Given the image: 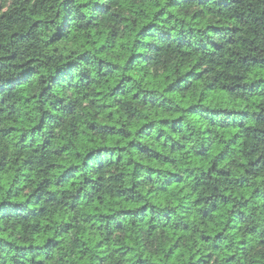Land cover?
<instances>
[{
  "label": "trees",
  "instance_id": "1",
  "mask_svg": "<svg viewBox=\"0 0 264 264\" xmlns=\"http://www.w3.org/2000/svg\"><path fill=\"white\" fill-rule=\"evenodd\" d=\"M46 2L40 0L42 5ZM120 2L130 4L134 0ZM143 2L147 3L148 0ZM161 3L164 4L163 8L148 10L153 17L163 13L165 8L195 4L201 11L194 14L192 19H200L204 10L208 13L215 10L219 16L239 7L243 0H161ZM111 7L110 3L105 4L102 0H61V7L57 9L60 21L57 32L63 30L75 11L89 9L94 15L89 17L87 27L92 28L94 21L106 16ZM113 17H118L127 26L126 17H119L118 13H113ZM224 20L189 30L206 33L216 39L199 42L196 49L181 39L177 47L191 49L195 63L182 64L178 69L179 74L170 68L169 74L163 77L168 81L163 91L169 95L177 90L174 86L178 87L180 81L192 77L191 87L198 90L194 97L183 96L184 111L194 116L211 113L218 118L207 121L211 127L202 129L206 135L202 137L200 147L193 150L183 163L180 162V154L187 155V146L179 141L170 142L174 141L178 130H184L176 126L183 116L164 110L163 102L159 105L161 110L156 111V99L151 96L144 97L142 103L150 104L153 113L149 118L142 116L138 126L135 113H132L129 119L133 123L127 129L123 125L117 127L121 117L110 106L106 108L105 123L100 124L97 119L89 121L86 126L77 125L79 131L76 136L80 146L71 159H66V154L72 151L70 142L52 134L40 137L51 117L41 115L37 123L27 118V112L19 103L22 100L24 105H30L40 101L35 95L27 93L16 96L17 89L38 75L34 61L27 60V67L25 64L17 65L20 70L0 82V104L5 105L0 107V264H25V261L28 264H122V260L129 264H241L230 247L225 245L221 249L229 235L238 231L240 235L234 243L240 247L242 257L250 248L264 246V48L261 47L264 44V0H257V7L252 11L233 12ZM39 24L40 21L35 20L32 28ZM151 24L146 12L145 23L138 26L135 35L145 32ZM68 27L67 38H72L70 24ZM32 28H29V33ZM242 32L245 35L242 36ZM91 35H97L95 29ZM12 36L14 43L22 44L28 33H13ZM98 39L104 41L98 49L104 54L100 58L102 63L112 65L113 69L134 71L129 66L134 57L142 55V52H126L120 47L127 44L126 37L119 39L113 28L101 31ZM53 42L58 43L59 40ZM78 43L85 47V52L76 60L91 47L87 36L82 35ZM137 43L133 40L132 46L136 47ZM109 47L118 59L105 58L104 50ZM235 48L243 49V53L231 51ZM208 49L212 52L205 56ZM157 51H161L159 46ZM16 57L17 53H13L0 60L13 61ZM202 59L206 60L208 67L194 72ZM65 64L67 67L57 77L50 78L41 90V99L58 86L60 78L72 72L75 61L66 59ZM6 67L7 64L0 63V69ZM209 77L210 82L205 85L204 81ZM133 78L129 76L127 79L131 81ZM144 79L149 85L144 91L149 94L156 91L152 86L154 83L163 82L155 76H145ZM221 79L233 83L221 85ZM108 83L112 84L111 81ZM122 83L112 84L111 94L126 95L121 88ZM97 95H100L99 90ZM9 99L16 102L9 104ZM138 99H141L140 93H132V100ZM115 103L118 105L120 101ZM156 124L161 125V131L153 147L145 141H151ZM165 131L173 135L161 143ZM97 134V143H93L92 136ZM134 135H139L140 140H133L131 137ZM129 147L137 154L135 164L126 166L131 169L132 176L146 169L148 175L145 180L148 184L158 182L160 175L166 177L159 187V202L145 204L142 199L133 198L134 190L144 186L142 181H136L131 186L125 184L113 194L111 191L105 192L103 177L78 180L81 170L89 167V160H95L97 172L103 171L122 164L123 156L118 153L125 152ZM215 149L218 150L213 155ZM17 150L19 156L13 159ZM165 150L177 155H164ZM101 153L107 154V159H97ZM81 156L83 159H80ZM139 157L144 159L140 160ZM177 167L181 169L180 172L176 171ZM197 170H201L200 178L191 189L194 214L185 218L181 213L187 212V209L182 208L176 195L169 197L168 193L176 190L180 199H187L189 190L185 184L195 177ZM218 177L224 183L217 181ZM109 179L119 184L121 180L128 179V173L118 172ZM209 181L217 182L209 184ZM80 185H90V191L85 193ZM220 188H223V192H220ZM203 189H209L211 194L201 195ZM153 211L156 214L153 215ZM77 212L83 219L79 221L80 230L72 237L70 233L77 227ZM93 220L98 222L93 224ZM141 224L143 228L138 227ZM23 232H30L36 242L19 239L18 234ZM116 232L123 233L124 239L120 246H113L112 252L105 256L103 253L108 251L106 242ZM196 232L201 233V245L212 242V251L201 253L199 248L196 253L191 251L196 247V241L192 240ZM250 241L253 243L249 244ZM94 250H99L101 254L93 257ZM217 253L223 254L213 259ZM253 264H264V256Z\"/></svg>",
  "mask_w": 264,
  "mask_h": 264
},
{
  "label": "clouds",
  "instance_id": "2",
  "mask_svg": "<svg viewBox=\"0 0 264 264\" xmlns=\"http://www.w3.org/2000/svg\"><path fill=\"white\" fill-rule=\"evenodd\" d=\"M92 2H95V0H92ZM102 2L105 4L110 3L112 5L111 11L106 16L96 19L92 28L87 27L89 17L94 15L89 11L91 8L90 3L89 9H81L73 12L72 16L66 21L63 30L58 33L57 27L60 21L57 17V9L61 7V0H47L43 5L40 3V0H0V58L9 57L13 53H17V57L13 61L0 60V63L7 64L6 68L0 69V82H3L8 76H12L19 71L20 69L16 67L17 65L25 64L27 67V60L34 61L35 66L38 68V75L33 76L22 88L17 89L16 96L19 97L21 94L27 93L30 96L35 95L36 99L40 101L39 103L33 102L30 105H24L22 100L19 103L23 110L27 112V118H31L37 123H39L41 115L51 117L44 130L40 133V137H47L49 134H52L57 137H62L66 142H70L69 146L72 151L66 154V159H71L73 152L80 146V141L76 136V133L79 131L76 127L77 125L86 126L89 121H95L97 119L100 124L105 123V117L107 115L106 108L110 106L112 110L118 111L121 117L117 123V127L123 125L127 129L133 123L129 119L132 113H135V122H137L138 126V121L142 116L149 118L153 113V107L150 104L146 105L142 103L144 97L151 96L156 99V111L161 110L159 105L163 102L164 110H167L170 114L179 113L183 116V120L178 121L176 126L178 129L183 127L184 130H178L174 141H170L171 143L179 141V143L187 146L185 149L187 155L180 154V162L183 163L184 160L191 156L193 150L200 147L202 137L206 135L202 129L205 126L211 127V124H207V121L218 120V118L211 113L194 116L190 112L184 111L182 106L183 96L192 95L194 97L198 90L197 88L191 87L192 77H186L179 82L178 87L174 86L177 90L171 95L163 91L168 84V81L163 80V77L169 74L170 68L177 70V74H179L178 69L182 64L185 62L189 65L195 63L191 49L178 48L177 44L183 39L191 44L192 49H196L199 46V42L216 39V37L209 36L206 33L190 32L189 30L202 28L205 23L216 24L218 20L225 22L224 17L231 16L233 12L237 14L240 12H250L257 7V0H243V3L239 7L234 8L231 12L226 11L219 16L216 15L215 10L211 13L204 10V15L200 19H192L194 14L201 11L195 4L181 6L179 8H165L163 13L153 17L152 12L148 10L163 8L164 4L161 3V0H148L147 3H144L143 0H134L130 4H122L120 0H102ZM81 12L83 13V17H81ZM146 12L147 19L152 21L151 27L137 36L135 35L136 30L138 26L145 23ZM113 13H118L119 17H126L127 26L118 17L114 18ZM35 20H39L40 24L32 28ZM68 24H70L72 38H67L69 36ZM29 28H32L30 33L28 31ZM113 28L118 33L119 39L123 40L125 37L127 38V44L120 45L126 52H142V55L134 57L132 65L129 66L130 68H134V71H126L124 68L113 69L112 65L101 62L100 58L104 54L98 49L99 45L104 43V41L98 39L99 34L105 29L112 30ZM249 28H251V24H249ZM93 29L97 33L96 36L91 35ZM13 33H28V36H26L24 43L18 44L14 43L15 38L12 36ZM105 34L107 33L105 32ZM82 35L88 37L91 47L79 60H76L77 56L85 52V47L78 43ZM241 35L243 36L245 33L242 32ZM57 40H59L58 43L53 42ZM133 40L138 42L136 47L132 46ZM157 46L160 47L161 51H157ZM261 47L264 48V44H261ZM73 48L75 50L71 51ZM231 51H235L238 54L243 53V49L241 48H235ZM104 52L106 53L105 58L118 59L110 50V47L105 49ZM211 52L212 50L208 49L205 52V56ZM66 59L75 61L72 72L60 78L57 81L58 86L54 87L50 93H46L44 98L41 99L40 92L45 88L50 78L57 77L59 72H62L67 67L65 64ZM207 67L206 60L202 59L199 67L194 72ZM224 71L227 72V69ZM129 76H133L134 78L129 81L127 79ZM145 76L149 78L155 76L163 82L159 84L154 83L152 86L156 91L149 94L144 91L149 87L148 83L145 82ZM210 79V77L206 79L204 84L206 85L210 82ZM108 81H111L112 84L123 81L121 88L126 92V95L111 94L112 84H109ZM226 83H233V81L228 79L220 80L221 85ZM98 90L100 91L99 96L97 95ZM134 92L140 93L141 99L132 100V93ZM116 101H120V103L117 105L115 103ZM15 102L16 100L14 99L8 100L9 104ZM0 107H5V105L0 104ZM70 109L72 110L71 114H68ZM113 123L116 122L113 121ZM4 126L6 127L7 125ZM169 126L171 127L172 125ZM134 130L133 128L132 131ZM160 131L161 125L156 124L155 131L152 132L151 141L146 140L145 143H150L155 147L154 142ZM172 135L171 132L165 131V136L162 138L161 143H164ZM131 138L135 141L140 140L139 135H134ZM97 140L98 134L92 136L93 143H97ZM217 150L215 149L213 151V155ZM118 154L123 156L122 164L105 168L99 172L96 171L95 160H89L87 162L89 167L81 170L78 180L85 178L95 180L96 176L103 177L105 192L111 191L113 194L117 188L124 187L125 184L131 186L136 181H142L144 182V186L138 190H134L133 198L142 199L145 204L159 202V187L166 177L160 175L158 182L148 184L145 180V177L148 175L146 169L140 170L139 175L132 176L131 169L126 167L129 163L135 164V159L137 158L136 152L129 147L125 152ZM164 155L175 156L177 154L169 153L165 150ZM17 156H19V150L13 155V159ZM80 159H83V156ZM97 159H107V154L101 153ZM139 159L143 160L144 158L139 157ZM188 167L190 168L191 165H188ZM176 171L180 172L181 169L177 167ZM118 172H127L128 179L126 181L121 180L119 184L109 179V177L116 176ZM200 172L201 170H197L195 177L185 184V187L189 190L187 199H180L176 190L168 193L169 197L176 195L182 208L187 209V212L181 213L185 218L188 215L194 214L191 189L197 179L200 178ZM181 174L187 175V173L183 172ZM41 179H43V175H41ZM51 179L54 180L55 177ZM217 181L224 183L219 177ZM217 181H209L208 183L212 184ZM80 186L85 193L90 191V185ZM225 186L228 185L225 184ZM149 189L152 191L149 192ZM220 192H223V188H220ZM205 193L211 194L209 189H203L200 194L204 195ZM57 194L60 195L59 192ZM121 206H123L122 201ZM177 211L179 212L180 209H177ZM152 214L154 215L156 212L153 211ZM75 215L77 227L70 233L72 237L80 230L79 221L83 219L79 212ZM97 222V220L92 221L93 224ZM100 223L103 222L100 221ZM138 227L143 228L144 225L141 224ZM200 235L201 233L196 232L192 236V240L196 241V247H193L191 251L196 253L197 248H199L201 253L205 250L212 251L210 246L212 242L210 241L209 244L201 245L199 241ZM239 235V231L229 235V239L221 245V249L225 245L230 247L236 252L238 259L241 260V264H253L254 261L264 256V246H259L250 248L247 254L242 257L240 247L234 243L236 237ZM18 237L21 240L36 242L30 232L19 233ZM123 239V233H114L110 241L106 242L108 251L103 254L107 256L112 252L113 246L121 245ZM157 239H159V235ZM185 239L187 240V238ZM251 243L253 242L250 241L249 244ZM69 246L71 247L72 245ZM85 250L87 251V249ZM121 251H124V249L121 248ZM100 254L99 250L93 251V257ZM221 254L223 253L215 254L213 259H216V256ZM193 259L195 260V256ZM25 264H28V261H25ZM122 264H129V262L122 260Z\"/></svg>",
  "mask_w": 264,
  "mask_h": 264
}]
</instances>
